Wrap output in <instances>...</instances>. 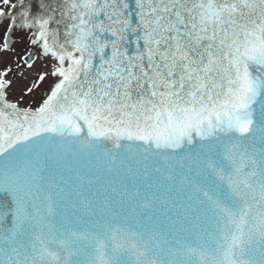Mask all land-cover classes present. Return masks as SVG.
<instances>
[{"label": "snow or ice", "instance_id": "snow-or-ice-1", "mask_svg": "<svg viewBox=\"0 0 264 264\" xmlns=\"http://www.w3.org/2000/svg\"><path fill=\"white\" fill-rule=\"evenodd\" d=\"M0 65V264H264V0H0Z\"/></svg>", "mask_w": 264, "mask_h": 264}, {"label": "rangeland", "instance_id": "rangeland-1", "mask_svg": "<svg viewBox=\"0 0 264 264\" xmlns=\"http://www.w3.org/2000/svg\"><path fill=\"white\" fill-rule=\"evenodd\" d=\"M9 66L13 67V72L10 73L9 79L13 82V86L9 92V99L12 101H19L20 105H28V102H33L31 106H38L40 101L41 90L44 92L48 89V85H45L44 88L40 89L39 92L34 95H29L26 98H22L21 93L25 84H30L33 79L35 69L29 70L27 68L21 69L19 72L15 70L16 57L9 56L8 58ZM2 66V65H0ZM37 67H43V64H37Z\"/></svg>", "mask_w": 264, "mask_h": 264}, {"label": "water", "instance_id": "water-1", "mask_svg": "<svg viewBox=\"0 0 264 264\" xmlns=\"http://www.w3.org/2000/svg\"><path fill=\"white\" fill-rule=\"evenodd\" d=\"M15 0H13L14 2ZM43 96V90H41V95H40V98ZM40 102V101H39Z\"/></svg>", "mask_w": 264, "mask_h": 264}, {"label": "flooded vegetation", "instance_id": "flooded-vegetation-1", "mask_svg": "<svg viewBox=\"0 0 264 264\" xmlns=\"http://www.w3.org/2000/svg\"><path fill=\"white\" fill-rule=\"evenodd\" d=\"M17 72V71H16ZM27 96H25L24 98H26ZM33 104V102H28V105H32Z\"/></svg>", "mask_w": 264, "mask_h": 264}]
</instances>
